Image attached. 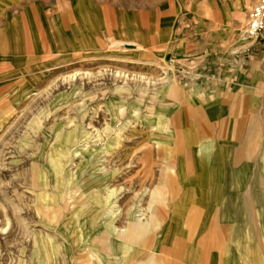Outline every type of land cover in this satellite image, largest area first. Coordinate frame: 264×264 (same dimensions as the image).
Here are the masks:
<instances>
[{"label": "rangeland", "instance_id": "obj_1", "mask_svg": "<svg viewBox=\"0 0 264 264\" xmlns=\"http://www.w3.org/2000/svg\"><path fill=\"white\" fill-rule=\"evenodd\" d=\"M254 1L0 0V264H197L183 240L211 232L236 257L245 216L264 248V153L233 156L247 126L264 152L263 112L243 131L219 106L226 70L264 49L242 37ZM57 32L81 52L39 59ZM190 132L196 146L179 150ZM218 145L205 168L222 170L200 187L194 162ZM196 184L216 201L196 204L210 219L194 232L179 201Z\"/></svg>", "mask_w": 264, "mask_h": 264}, {"label": "crops", "instance_id": "obj_2", "mask_svg": "<svg viewBox=\"0 0 264 264\" xmlns=\"http://www.w3.org/2000/svg\"><path fill=\"white\" fill-rule=\"evenodd\" d=\"M69 35V34H68ZM67 35V36H68ZM64 33L57 32V33H52L48 36L47 41L42 42L39 46V59L46 58L49 56L56 55L57 52L63 53L64 56L74 58L75 56L79 55L78 53L81 52L79 51L78 47L79 43H75L73 41H70L69 38L67 37ZM260 39L264 40V35L260 37ZM252 42H255L252 41ZM251 42V44H252ZM79 44V45H78ZM250 44V45H251ZM264 45V41H263ZM71 53V54H70ZM28 54V53H27ZM77 54V55H76ZM72 55V56H70ZM75 55V56H73ZM45 56V57H44ZM27 57L26 61L24 60V64L27 63H33L39 61L36 57H31V56H25ZM242 62L240 64L233 65L232 69L226 70L227 73L232 74L229 77L232 79V84H233V92L227 93L224 98L222 103H220L219 106H223L226 108V112L232 111V114H238L239 118L235 119L234 121L237 122V124H241V129L244 131L245 130V125L250 123L256 122V110L254 108L258 109L259 112H263V118L259 121H264V49H257L255 54H250L247 52V58L245 56H242ZM226 97V98H225ZM160 113V112H159ZM227 114V113H225ZM155 115L153 118H158L161 114H158L155 112ZM226 116V115H225ZM158 122L160 123V120L157 119ZM146 121V118H145ZM150 122V120H149ZM217 122L220 124L219 128L216 130L217 136H221L222 133H227L228 137V128H227V121L223 120L222 118ZM163 129L165 128L164 125ZM226 126V132H224V127ZM249 129V133L247 135L245 142L243 145L240 147L238 151L233 152V156H237V154H245L247 157L251 158L250 156L254 154H262L263 155V150L255 152V142L256 137L255 133L253 135L252 129L250 126H247ZM253 128V127H252ZM240 129V130H241ZM252 132V134H251ZM235 133V132H234ZM195 132H190L189 135L187 134L186 136L184 135V142L179 141L177 143V148L179 150H182L185 145L189 146L190 148L192 146H196V136ZM164 136V134H162ZM161 136V137H162ZM229 138V137H228ZM244 138V137H243ZM235 139V137H234ZM222 142V141H221ZM220 142V143H221ZM228 142V141H227ZM225 142V143H227ZM217 144H219L217 142ZM156 147L158 148L161 145V148L163 147L164 149L166 148V145L161 141H156L155 142ZM220 145V144H219ZM216 146L214 150H208L207 149L204 151L202 155L203 158L199 162L195 161L194 165V171H200V173H196L195 176L202 177L203 180L201 181L199 186L202 187V182L209 181L205 177L207 174H204L202 172L209 170V171H219L222 170L221 164L220 163H214L213 162V167L212 168H205L207 165L204 160L211 159L214 157L216 160L222 156V151L219 147ZM199 149H204V145H199ZM224 162L226 165H229L227 161ZM264 163V162H263ZM235 165L236 163H232ZM232 165V166H233ZM263 165H261L262 168ZM211 176L214 177L213 172L211 173ZM211 177V178H212ZM206 178V179H204ZM214 180V178H212ZM197 184L192 186L191 188H188L184 190L183 196H181V199L179 202L185 204L184 208H180L179 211L183 212L185 214V222H184V228L189 226L188 229H193L194 232L197 231V228L199 226L203 225V219L209 218V213L205 212L204 210L202 211L201 207H198L196 204L199 202H211V201H216L215 200V192L214 190H205L204 192L207 195V198L201 199L200 196L197 195L199 192L198 189L196 188ZM194 187V189H192ZM158 193V192H155ZM159 194V193H158ZM204 195V193H203ZM205 196V195H204ZM264 200V197H263ZM241 201V200H240ZM237 202V200L235 201ZM249 208L246 205H242V207H238V210L235 211L237 214L238 218H242V213H247V210ZM197 221V222H196ZM245 223L247 227L243 226H237V240L235 243L238 245V250L240 251L239 256L234 257V254L232 255V246L228 247L226 244L222 248V237L218 233H212L209 235H201L195 237L192 239V237L189 238H184L183 240V245H184V250L189 249L190 246H192L194 252V259L196 260L197 264H214V262H205L207 256H210L209 258L214 259L215 257H212L213 255L208 254L211 250L212 246H215L218 250H222L224 252V256L217 258V262L215 264H264V248H261L260 245L257 243H248L249 239H247L245 236H249L251 233L255 234V239L256 242L259 239L258 237V231L257 229H252L250 225V221L248 217H244L243 220L240 219L239 223ZM194 226V227H193ZM193 227V228H192ZM255 228V227H254ZM201 229V228H200ZM202 230V229H201ZM129 236H132L133 232L131 230V227L128 230ZM180 245H182L180 243ZM209 245V246H208Z\"/></svg>", "mask_w": 264, "mask_h": 264}, {"label": "built area", "instance_id": "obj_3", "mask_svg": "<svg viewBox=\"0 0 264 264\" xmlns=\"http://www.w3.org/2000/svg\"><path fill=\"white\" fill-rule=\"evenodd\" d=\"M264 35V0H255L246 13L242 37L254 41Z\"/></svg>", "mask_w": 264, "mask_h": 264}, {"label": "bare ground", "instance_id": "obj_4", "mask_svg": "<svg viewBox=\"0 0 264 264\" xmlns=\"http://www.w3.org/2000/svg\"><path fill=\"white\" fill-rule=\"evenodd\" d=\"M119 44L118 42H113L112 45ZM115 46V45H114ZM131 46V45H130ZM117 47V46H116ZM119 47V46H118ZM135 47V46H134Z\"/></svg>", "mask_w": 264, "mask_h": 264}]
</instances>
